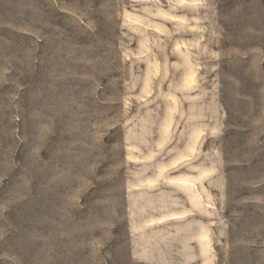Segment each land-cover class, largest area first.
<instances>
[{"label":"rangeland","instance_id":"obj_1","mask_svg":"<svg viewBox=\"0 0 264 264\" xmlns=\"http://www.w3.org/2000/svg\"><path fill=\"white\" fill-rule=\"evenodd\" d=\"M0 264H264V0H0Z\"/></svg>","mask_w":264,"mask_h":264}]
</instances>
